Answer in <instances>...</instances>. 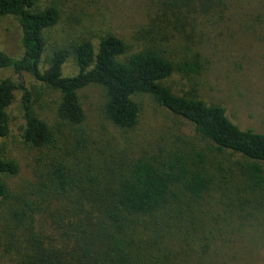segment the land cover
I'll return each instance as SVG.
<instances>
[{
	"label": "trees",
	"instance_id": "obj_1",
	"mask_svg": "<svg viewBox=\"0 0 264 264\" xmlns=\"http://www.w3.org/2000/svg\"><path fill=\"white\" fill-rule=\"evenodd\" d=\"M140 2L153 26L189 39L192 56L177 65L178 72L202 73L203 54L255 64L248 51L252 41L264 42V0ZM35 3L0 0V19L19 25L22 51L13 57L0 49V140L10 132L8 110L18 93L22 141L37 150L56 146L51 128L32 111L22 79L29 75L58 92L56 115L65 125L83 124L78 92L88 86L102 88L105 119L124 131L138 124L141 108L133 97L148 95L188 123L219 160L215 168L203 149L159 147L127 163L101 160L80 176L66 157L37 158L34 206L10 212L18 223L32 218L28 264H264L258 258L264 254V130L241 127L223 104L175 94L165 84L175 68L163 53L146 49L121 60L126 46L113 35L96 45L82 40L55 48L43 67L45 32L60 12L55 6L35 10ZM71 56L77 73L64 76ZM18 172V164L0 153V175ZM10 196L0 182V200Z\"/></svg>",
	"mask_w": 264,
	"mask_h": 264
},
{
	"label": "rangeland",
	"instance_id": "obj_2",
	"mask_svg": "<svg viewBox=\"0 0 264 264\" xmlns=\"http://www.w3.org/2000/svg\"><path fill=\"white\" fill-rule=\"evenodd\" d=\"M49 6L58 8L60 20L45 32L47 46L43 67H46L47 59L55 48L68 47L82 40H91L96 45L101 38L113 35L126 46L121 60L146 49H157L163 53L175 68L165 80L175 94L197 96L206 102L223 104L241 127L264 130V42H251L248 52L255 64L239 58L223 61L203 54L206 62L204 71L186 75L178 72L176 67L192 56L187 51L189 39L171 28L153 26L145 17L140 0H36L35 10ZM0 49L13 57L22 54L19 25L12 18L0 19ZM209 52L212 53L211 50ZM76 73L77 66L71 56L64 64L62 74L72 76ZM22 79L31 92L33 113L48 124L57 142L54 149L37 150L22 141L19 94H15V101L8 110L10 132L0 140L2 157L15 161L19 166L15 176L0 175V182L6 184L11 194L9 200H0V264H28L31 238L29 242L27 229L32 218L29 215L24 223H18L10 212L20 205L24 207L29 203L34 206L33 192L40 182V172L36 171L39 157L44 160L66 157V164L75 165L80 170L77 173L85 176L88 170H95L101 160L112 158L116 164H122L153 153L159 147L185 150L193 147L203 149L207 162L215 168L217 166L219 157L209 145L198 139L192 127L159 107L148 95L133 97L141 108L138 124L134 129L124 131L105 119L102 88L88 86L78 92L85 114L84 122L79 127H71L57 118L58 92L29 75H23ZM80 142L85 148L77 151L76 146ZM258 258L264 259V254L260 253Z\"/></svg>",
	"mask_w": 264,
	"mask_h": 264
}]
</instances>
